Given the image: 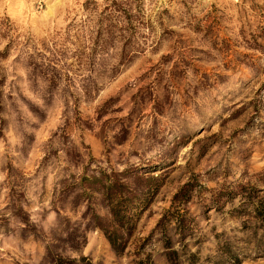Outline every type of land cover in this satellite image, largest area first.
I'll list each match as a JSON object with an SVG mask.
<instances>
[{
    "label": "rangeland",
    "instance_id": "1",
    "mask_svg": "<svg viewBox=\"0 0 264 264\" xmlns=\"http://www.w3.org/2000/svg\"><path fill=\"white\" fill-rule=\"evenodd\" d=\"M261 202L264 0H0V264H264Z\"/></svg>",
    "mask_w": 264,
    "mask_h": 264
},
{
    "label": "trees",
    "instance_id": "2",
    "mask_svg": "<svg viewBox=\"0 0 264 264\" xmlns=\"http://www.w3.org/2000/svg\"><path fill=\"white\" fill-rule=\"evenodd\" d=\"M120 175H121L120 173H116V174L112 173V176H114V178L110 182L108 181L109 176L104 175L103 184H101V186H99L96 189L104 196V200L106 201V205L113 218V221L116 223V226L121 228L127 221L129 222L132 221V218L134 217L133 214L128 215L126 213L127 212L126 206L131 200H133V198L136 197V194L132 193L130 188H128L125 183L120 181L121 179V177H119ZM261 203L264 204V202ZM263 208L264 206L261 208L264 211ZM259 210L260 209H258V211ZM104 233L106 235V238L110 242V245L113 247L115 251H120L122 250V248H124L125 242L120 239V236L116 230L107 231L104 229ZM85 259L86 258L83 256L79 258H63L61 256H57L54 259H52L51 263L79 264L78 262L83 261Z\"/></svg>",
    "mask_w": 264,
    "mask_h": 264
}]
</instances>
